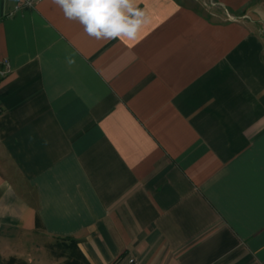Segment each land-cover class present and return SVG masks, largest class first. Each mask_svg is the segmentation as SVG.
<instances>
[{"label": "crops", "instance_id": "0c3cea01", "mask_svg": "<svg viewBox=\"0 0 264 264\" xmlns=\"http://www.w3.org/2000/svg\"><path fill=\"white\" fill-rule=\"evenodd\" d=\"M207 1L98 41L0 0V264H264V0Z\"/></svg>", "mask_w": 264, "mask_h": 264}, {"label": "clouds", "instance_id": "9594fccd", "mask_svg": "<svg viewBox=\"0 0 264 264\" xmlns=\"http://www.w3.org/2000/svg\"><path fill=\"white\" fill-rule=\"evenodd\" d=\"M68 20L77 21L96 40H135L147 23L137 0H52ZM69 64L75 63L73 59Z\"/></svg>", "mask_w": 264, "mask_h": 264}, {"label": "trees", "instance_id": "16d2710c", "mask_svg": "<svg viewBox=\"0 0 264 264\" xmlns=\"http://www.w3.org/2000/svg\"><path fill=\"white\" fill-rule=\"evenodd\" d=\"M36 227H39L36 221ZM51 253L57 258H63L62 264H89L78 248V242L73 239H56L49 246ZM6 264H25L9 259Z\"/></svg>", "mask_w": 264, "mask_h": 264}, {"label": "built area", "instance_id": "2783aa9c", "mask_svg": "<svg viewBox=\"0 0 264 264\" xmlns=\"http://www.w3.org/2000/svg\"><path fill=\"white\" fill-rule=\"evenodd\" d=\"M33 1L34 0H17V5L15 7V10H20L23 7H29L31 6ZM207 6L212 8L215 7L216 4L212 0H208ZM227 17L230 20H236V18H234L233 16L228 15ZM9 72H10V65L8 61L6 60L0 61V80L5 78ZM128 264H137V262L133 258H129Z\"/></svg>", "mask_w": 264, "mask_h": 264}, {"label": "rangeland", "instance_id": "374dc122", "mask_svg": "<svg viewBox=\"0 0 264 264\" xmlns=\"http://www.w3.org/2000/svg\"><path fill=\"white\" fill-rule=\"evenodd\" d=\"M203 10V9H202ZM204 14L207 15V13L205 11H203ZM251 16V21H247L246 23H244V25H254L253 29H259V32H262V34H264V8L263 10H258L256 12V14L253 12V14H250ZM243 25V24H242ZM257 27V28H256Z\"/></svg>", "mask_w": 264, "mask_h": 264}]
</instances>
